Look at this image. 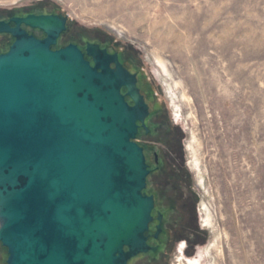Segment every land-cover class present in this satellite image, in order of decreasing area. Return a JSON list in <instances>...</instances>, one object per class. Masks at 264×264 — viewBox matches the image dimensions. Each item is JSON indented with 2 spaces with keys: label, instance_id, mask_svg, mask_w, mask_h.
<instances>
[{
  "label": "water",
  "instance_id": "obj_1",
  "mask_svg": "<svg viewBox=\"0 0 264 264\" xmlns=\"http://www.w3.org/2000/svg\"><path fill=\"white\" fill-rule=\"evenodd\" d=\"M0 21V243L6 264H128L148 243L153 196L138 123L148 105L135 74L94 65L73 44L52 49L64 20ZM42 28L36 39L19 23ZM126 88L122 93L121 88ZM128 95L133 104L125 96ZM156 216L155 237L161 227Z\"/></svg>",
  "mask_w": 264,
  "mask_h": 264
},
{
  "label": "rangeland",
  "instance_id": "obj_2",
  "mask_svg": "<svg viewBox=\"0 0 264 264\" xmlns=\"http://www.w3.org/2000/svg\"><path fill=\"white\" fill-rule=\"evenodd\" d=\"M22 6L59 9L131 46L158 110L183 131L197 225L161 197L165 243L132 264H175L181 240L195 264H264V0H0Z\"/></svg>",
  "mask_w": 264,
  "mask_h": 264
},
{
  "label": "flooded vegetation",
  "instance_id": "obj_3",
  "mask_svg": "<svg viewBox=\"0 0 264 264\" xmlns=\"http://www.w3.org/2000/svg\"><path fill=\"white\" fill-rule=\"evenodd\" d=\"M29 14L32 15H52L64 20V27L59 30L55 43L51 44L52 49H58L68 44L75 45L82 53L83 57L94 65L96 60L99 64H107L109 68H115L118 63L130 73L135 74L136 85L140 93L143 95L144 101L148 105V114L144 119L145 126L141 122L138 123V131L136 141L142 146L145 160L147 163L148 174L146 176V187L144 191L153 196L154 207L152 215L154 219L149 224L147 233L148 243L157 246L156 251H148L139 253L132 257L128 264H132L133 260L139 258L142 254L159 253L165 243L163 235L165 234V222L167 216V207L159 206L160 198L166 197L168 205L174 208L175 201L179 209L188 211L191 214V220L197 225L196 202L197 193L191 186V175L185 161V150L183 144V131L178 125L172 124L171 116L168 109L158 110L159 102L155 93L151 89L149 77L144 73L139 56L131 46L123 43L111 33L92 29L85 25L73 21L67 13L59 9H32L31 7H16L0 10V21L8 24L9 27L16 26L13 18H23ZM19 28L26 33L33 35L36 39H44L47 33L40 27L31 26L25 22L19 23ZM14 41V36L8 32H0V47H4ZM7 48V50H8ZM7 50L0 51V53ZM121 92L125 93L126 88L122 87ZM125 99L133 104L131 98L126 95ZM151 176L153 179V189H148L147 178ZM187 195L189 200L185 201ZM173 204V205H171ZM168 206V207H169ZM161 214L160 231L155 237V227L158 223L156 216ZM184 243L185 251L187 242L181 240L177 243ZM176 246V247H177ZM176 251V248H175ZM186 257V255H185ZM185 264H195L189 257Z\"/></svg>",
  "mask_w": 264,
  "mask_h": 264
},
{
  "label": "bare ground",
  "instance_id": "obj_4",
  "mask_svg": "<svg viewBox=\"0 0 264 264\" xmlns=\"http://www.w3.org/2000/svg\"><path fill=\"white\" fill-rule=\"evenodd\" d=\"M161 63V61H159ZM162 66L164 67V65L162 64ZM173 114H175V112H173ZM207 224L210 221V218H207ZM184 243H179L178 246L176 247V254H177V258L175 259V264H183V263H187V258L184 255ZM174 264V263H173Z\"/></svg>",
  "mask_w": 264,
  "mask_h": 264
},
{
  "label": "built area",
  "instance_id": "obj_5",
  "mask_svg": "<svg viewBox=\"0 0 264 264\" xmlns=\"http://www.w3.org/2000/svg\"><path fill=\"white\" fill-rule=\"evenodd\" d=\"M170 113H172V117H173V111L171 110V112ZM177 246V245H176ZM184 249H185V247H184ZM177 258V257H176Z\"/></svg>",
  "mask_w": 264,
  "mask_h": 264
},
{
  "label": "trees",
  "instance_id": "obj_6",
  "mask_svg": "<svg viewBox=\"0 0 264 264\" xmlns=\"http://www.w3.org/2000/svg\"><path fill=\"white\" fill-rule=\"evenodd\" d=\"M0 51H3V49L0 48ZM1 244V243H0ZM3 246V245H2Z\"/></svg>",
  "mask_w": 264,
  "mask_h": 264
}]
</instances>
